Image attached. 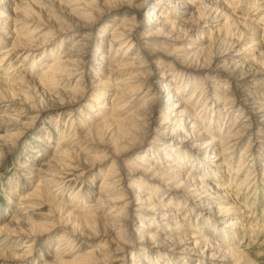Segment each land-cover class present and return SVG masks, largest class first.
I'll list each match as a JSON object with an SVG mask.
<instances>
[{"label": "rangeland", "instance_id": "374dc122", "mask_svg": "<svg viewBox=\"0 0 264 264\" xmlns=\"http://www.w3.org/2000/svg\"><path fill=\"white\" fill-rule=\"evenodd\" d=\"M8 1L18 8L9 3L8 19L0 15V264H214L207 244L234 254L219 264H264V0H181L191 14L156 30L147 21L169 4L152 13L137 8L143 0ZM136 57L151 77L132 79L140 71L125 64ZM160 77L180 87L198 133L217 146L240 134L222 169H198L206 152L178 149L182 163L172 149L184 175L205 179L198 196L180 185L183 174L147 179L146 165L169 155L164 142L176 126H159L171 102L157 92ZM147 89L158 99L149 120ZM111 165L118 183L105 192ZM167 203L175 217L165 223L158 215ZM181 240L204 254H183Z\"/></svg>", "mask_w": 264, "mask_h": 264}, {"label": "bare ground", "instance_id": "6f19581e", "mask_svg": "<svg viewBox=\"0 0 264 264\" xmlns=\"http://www.w3.org/2000/svg\"><path fill=\"white\" fill-rule=\"evenodd\" d=\"M207 2H209V1H207ZM217 2V1H216ZM9 3L11 4V5H15V3H11L10 1H8V0H2V4L0 5V15H2L3 13H5L6 15H5V19H8V15H9V12L7 11V10H9V7H11V6H9ZM163 4H169L171 7H170V9H168V10H166V12H165V16L164 15H162L161 16V14L160 15H155L154 14V17H152V18H149V20L147 21L150 25H148L149 26V30H156L155 28H158V27H161L162 28V26L164 27V26H173V25H175L176 23H180L181 21H183V17H185V16H187V15H189V14H191V9L193 8L190 4H187V3H184L183 1H179V0H153L152 1V4L150 5V4H147L146 2H145V0H143L142 2H140L139 4H138V7L137 6H135V7H137V8H140V9H143V8H148L149 10H151V12L152 13H154L156 10H158V9H160L161 7V9H164L163 7L164 6H162ZM210 4V3H209ZM200 4L198 5V7L196 8V11H199V9H202L203 8V6H200ZM206 6V5H205ZM202 7V8H201ZM208 7V6H207ZM14 9L12 10V12H15L16 11V9L18 8V6L17 5H15L14 7H13ZM195 8V7H194ZM205 8V7H204ZM203 8V9H204ZM202 9V11H204ZM207 9V8H206ZM169 10H171L172 11V13L174 14V15H176L177 17V19H179V20H177V21H173V20H168L167 19V11L169 12ZM201 11V10H200ZM193 13V12H192ZM174 18V17H173ZM215 18V17H214ZM10 19V18H9ZM180 19H182V20H180ZM2 21V20H1ZM5 21V20H4ZM18 21V20H17ZM2 23V22H1ZM13 23V22H12ZM10 24V23H9ZM213 24V23H212ZM13 25V24H12ZM15 31V28H13V30H12V32H14ZM149 33V32H148ZM154 34H155V31L154 32H151V33H149V34H146V36H144V37H142V38H150L151 37V35H153L154 36ZM119 36V39L117 40V41H123L124 40V34H120V35H118ZM115 37H116V35H115ZM118 38V37H117ZM116 38V39H117ZM121 38V39H120ZM112 42H113V40H112ZM114 42H115V40H114ZM116 43V42H115ZM124 42H121L120 43V45L121 44H123ZM110 44H112V43H110ZM121 48H122V51H123V48H124V46H120V49L118 48V50L120 51L121 50ZM126 53V52H125ZM124 53V54H125ZM117 56V55H116ZM137 56H139V55H137ZM67 60V59H66ZM68 61V60H67ZM73 61V60H72ZM134 61L136 62L137 61V63L134 65L133 63H129V64H125V67H128L129 69H136L137 71H140V73H138L137 74V76H136V74L134 75L135 77H133L132 79H136L138 76H140V77H143V79H146V78H149V77H151V69H149V68H147V66L145 65V64H142V62H139V59H137V57L134 59ZM57 63V62H56ZM62 63V62H61ZM101 63V62H100ZM60 63L57 65V67L59 66L60 67ZM102 65V64H101ZM98 66H99V64H98ZM120 66V65H119ZM55 68V67H54ZM101 68V67H100ZM106 68V67H105ZM57 69V68H56ZM104 69V68H103ZM52 71H53V69H51ZM113 70V69H112ZM111 71V70H110ZM54 72V71H53ZM76 76V75H75ZM165 76H169V74H167V75H165ZM140 77H138V79L140 78ZM131 78V77H130ZM130 78H127V79H130ZM163 78L164 77H160V79H162L163 80ZM165 79V78H164ZM122 81V82H121ZM121 81H119V83L121 82V84L123 83V80H121ZM145 82V81H144ZM164 83H168V84H166V85H164ZM124 84H126V83H123L122 85H124ZM144 84H147V83H142V84H140L138 87H135L136 88V90H137V92H135L134 94H131V96H132V99H130V101H126V100H124V101H126L125 102V106H130V105H132L133 104V102H134V100H136L137 99V97H135V96H138L140 93H142V87H143V85ZM155 84V83H154ZM167 85H170V86H168L167 87ZM156 86H157V92L160 94L161 92H166V93H169V99L171 100V102H170V104H169V108L166 110V111H164V110H162V111H160L159 112V114L160 115H162V122L160 123V125L159 126H161L162 128H164L163 126L164 125H172V124H176V126L174 127V128H172V129H170L169 130V137L167 138L168 140L166 141V142H164V143H166V144H168L169 143V147H168V149L166 150V152H167V154H169V155H165V154H163L162 155V157L160 158V160H158V161H156L155 162V164H158V168L156 167V166H150V165H146V167H145V172H146V174H148V177H147V179L148 180H152V181H155L156 182V179H163L164 181H166V180H169V183H173V182H175V180H177V179H179V181L180 180H182L183 179V177L185 176V179L180 183V185L181 184H184V186L186 187V193H188V195H190L191 197H194V196H198L199 194H200V188L199 189H196V183L198 182V183H201V182H204V180L201 178H199L198 179V177L196 178V177H194V176H188V175H184L183 173H182V169H181V163H174V162H172L171 160H170V158H168V156H171V157H174L173 155H170L171 154V151H172V149L173 148H175V150L177 151V153L180 155V158H182V160H185L184 162H182V163H188V161L189 160H187V159H185V154L184 153H180L179 151H178V149L179 150H181V148L182 149H189L190 151H192V152H194V153H197V154H200V153H202V152H206V154H204V155H202V157H201V161H202V163H204V165H202L200 168L198 167V169H202V170H207V167H208V165L210 166V167H212L213 169H218V168H220V169H222V168H225L226 167V160H227V158H228V156H227V154L229 155V150H230V148L232 147V146H235V145H237L239 142V135L236 137H232V138H230V136H227L226 138H225V140L222 142L221 141V144H220V146H217L216 145V143L218 142H216L215 143V141L212 139V138H208L207 136H205L204 134H202V133H198L197 132V130H195L194 128V124L195 123H193L191 120V117L193 116L192 114H191V111H190V109H189V107L184 103V100H181L180 99V95H179V93H180V91H179V88L180 87H177L175 84H174V86H173V81L172 80H163V82H161V81H159L158 83H156ZM120 86H118V87H116L115 88V90H124V89H122V88H119ZM219 87V86H218ZM132 90V89H131ZM133 91V90H132ZM150 90L149 89H147L146 91H145V94H144V97H146L145 99H144V102L142 103V107L141 108H143L144 109V107H145V109H147V111H149V114H148V119L147 120H149L150 118H151V116H152V114L153 113H155L157 110H156V107L158 106L157 105V102L156 101H158V99H157V97H155V93H152L150 96L149 95H146V94H148V92H149ZM122 95V93H116L115 95H114V98L113 99H119L120 97H122L121 96ZM127 95H128V93H127ZM156 95H157V93H156ZM194 95V94H193ZM103 96V95H102ZM125 97H126V95H125ZM129 97H130V95H129ZM135 97V98H134ZM123 98V97H122ZM156 98V99H155ZM158 98H159V96H158ZM192 98H193V96H192ZM191 98V99H192ZM168 99V100H169ZM122 101H123V99H122ZM226 101H227V99H226ZM225 101V102H226ZM229 101V100H228ZM144 109V110H145ZM110 110H111V108H110ZM140 111V110H139ZM133 113V112H132ZM136 113V112H135ZM134 113V114H135ZM141 113H142V111H141ZM160 117V116H159ZM139 119H141V118H139ZM185 120H189L188 121V123H191V125H189V126H187V122H186V125H183L182 123H184L185 124ZM106 121V120H105ZM135 121H136V119H135ZM144 121V119H142L141 120V122H143ZM144 124L145 123H147V121H144L143 122ZM177 125H179V127H178V129L176 128L177 127ZM136 126H138V125H136ZM196 126L197 127H199L200 128V126H198L197 124H196ZM147 127V126H146ZM167 128H168V126L166 127V128H164L165 130H167ZM139 129V128H138ZM165 130L163 131V134H166L165 133ZM207 135V134H206ZM236 135V134H235ZM230 138V139H229ZM157 141H162L161 140V138L158 140H156V141H153V143L152 144H154V145H160V143L159 142H157ZM256 142H259V141H256ZM163 143V142H162ZM163 143V144H164ZM231 143H233V144H231ZM172 144V145H171ZM190 144H192V145H190ZM231 144V145H230ZM162 145V144H161ZM176 145V146H175ZM216 145V146H215ZM228 145H229V147H228ZM251 146H252V144H251ZM248 147V146H247ZM164 147H162V149H163ZM247 149V148H246ZM157 151H156V154H158L159 155V149H156ZM164 150H165V148H164ZM169 150V151H168ZM246 152H247V150H246ZM245 152V153H246ZM231 153V152H230ZM183 154V155H182ZM255 154V153H254ZM191 158H193L192 156H190ZM245 157V160H244V162L246 163L247 161L249 162L248 164H246V166H248L249 164H251V165H249V166H253L254 165V160L256 159L255 157H254V155L253 154H249V155H245L244 156ZM242 159H244V158H242ZM146 160L148 161V162H153V161H151V158H146ZM242 161V160H241ZM244 163V164H245ZM258 164V163H257ZM65 165V164H64ZM241 165V164H240ZM66 166V165H65ZM143 166H145V163H143ZM187 165L185 164V166L184 167H186ZM161 167V168H160ZM245 167V166H244ZM115 168V166L114 165H111V166H109L108 167V169H107V171H106V173H104V175H103V177H102V182H101V184H100V188H102V190H104L105 192H109V191H111V189H112V187L114 186V184L117 182V180H116V178H118V174H117V172H116V169H114ZM242 168H243V166H242ZM223 171V170H222ZM222 171L220 170H216V172L219 174V173H221L222 174ZM196 173H198V171H196ZM184 176H183V175ZM178 181V182H179ZM118 183V182H117ZM168 183V182H167ZM164 185V184H163ZM168 185V184H167ZM119 186V185H118ZM139 190L141 191V189H142V186L141 185H139ZM168 189V188H167ZM170 190V189H169ZM113 191H114V189H113ZM218 192H221L220 190H218ZM218 192L216 191V197H221V193H219L218 194ZM196 193H198V195H196ZM122 194V193H121ZM144 195H146V194H144ZM143 195V196H144ZM141 196V195H140ZM149 197V196H148ZM148 199H150V198H148ZM204 199V198H203ZM202 198L200 199V200H203ZM141 201V200H140ZM147 202V201H146ZM142 201H141V203H140V208L142 207ZM129 205V204H128ZM127 205V206H128ZM139 208V207H138ZM171 206L167 203V205H165L163 208H161L160 209V213H159V218H160V221H164L165 223H166V221L167 222H169L170 221V219H172L173 217H175L174 215H173V211H171ZM128 209V207H125V212H126V210ZM230 209V208H229ZM225 210V209H224ZM223 209H218V214L219 213H222L223 211H224ZM136 212H142L141 211V209H137V210H135ZM226 211H227V209H226ZM230 211V210H229ZM145 212V211H144ZM228 212V211H227ZM122 214H125V213H122ZM228 214V213H227ZM234 214V213H233ZM126 216V215H125ZM133 214L131 215V218H133ZM177 221V220H176ZM173 223V222H172ZM176 223V222H175ZM234 225V224H233ZM236 225H237V223H236ZM168 228V227H167ZM225 228H227V226L225 227ZM144 229H145V227H144ZM235 228H231V230H234ZM146 230H151V228H150V226H148L147 228H146ZM10 232V231H9ZM11 233V232H10ZM14 233V232H13ZM148 237L150 238V242H154V243H157L156 241H154V239H155V235L154 234H152V235H148ZM190 238H194V237H190ZM204 241V239H201L200 241H194V248L196 247V245H198V243L200 244L201 242H203ZM192 242H188V241H184L183 243H182V240H181V244H182V246L183 247H181V249H180V252H182L183 254H186V255H190V254H192V255H194V256H197L198 254H197V252L198 253H201V254H204L203 252H204V250H202V249H199L198 248V246H197V249H194V251H192V250H190V249H188L187 247L188 246H186L187 244H191ZM161 244V243H160ZM165 244V243H164ZM216 244V243H215ZM213 246V247H212ZM155 248H157V247H161V246H158V245H155L154 246ZM165 247H167V246H165ZM217 247V248H216ZM167 248H169V247H167ZM217 249H219L218 248V246L216 245V246H214V245H210V244H207V246H206V250H210V254L208 255V259L210 260V261H212V262H214V264H219V262H223V261H225V260H227L228 258H230L231 257V255H232V257L234 258V254L232 253V252H229V250H228V252L230 253H226V250L224 251L227 255H229V257H223V256H221V252H223V251H221V250H217ZM166 250V249H165ZM169 251H170V249H168ZM168 250H166V252H169ZM172 250V249H171ZM190 251V252H189ZM193 252V253H192ZM224 254V253H223ZM226 254H225V256H226ZM202 256V255H201ZM220 259V260H219ZM230 259H232V258H230ZM229 261V260H228Z\"/></svg>", "mask_w": 264, "mask_h": 264}]
</instances>
